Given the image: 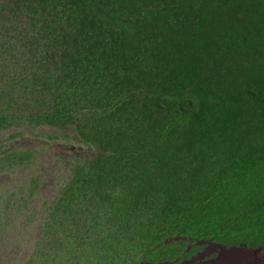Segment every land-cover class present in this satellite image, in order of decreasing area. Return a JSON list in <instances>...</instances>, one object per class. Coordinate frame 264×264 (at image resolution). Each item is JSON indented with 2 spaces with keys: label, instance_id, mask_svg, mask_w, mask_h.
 <instances>
[{
  "label": "trees",
  "instance_id": "16d2710c",
  "mask_svg": "<svg viewBox=\"0 0 264 264\" xmlns=\"http://www.w3.org/2000/svg\"><path fill=\"white\" fill-rule=\"evenodd\" d=\"M0 59L18 86L1 128L27 113L97 147L70 149L49 209L68 264L133 263L171 234L264 244V0H0Z\"/></svg>",
  "mask_w": 264,
  "mask_h": 264
},
{
  "label": "rangeland",
  "instance_id": "374dc122",
  "mask_svg": "<svg viewBox=\"0 0 264 264\" xmlns=\"http://www.w3.org/2000/svg\"><path fill=\"white\" fill-rule=\"evenodd\" d=\"M1 63L2 59L0 87L17 89L16 81L9 84L14 76L12 66L9 65L11 69L6 65L2 67ZM7 78L10 80L6 86L4 82ZM8 103H11L9 98L0 93V113H11L14 110ZM22 108L26 109L24 105ZM26 115L27 113L23 115L20 124L0 127V264H68L61 247V243L66 241L63 234L65 227L56 226L59 236L54 234L53 238L50 235L52 229L47 224L49 209L61 196L75 171L69 158L70 149L85 161L94 156L96 148L77 139L74 130H68V136L62 137L64 130L35 126L26 119ZM17 147L34 151L33 158L25 165L12 166L4 171L2 152ZM81 227L83 226H76L74 230L80 228L84 232V227ZM236 238L240 240L239 236ZM213 239L217 240L215 236ZM186 243L185 237H182V242L172 240L162 244V248L158 247L159 242L152 246L147 244L142 253L132 252L130 260L141 258V261L148 264H201L211 251L209 249L215 245L213 242H196L198 250L190 254L192 245L184 247ZM57 252L58 258H55ZM177 253L181 257H174ZM221 253L223 254L221 251L216 261L208 264H220L229 259L226 253L223 256ZM244 254L249 256L248 264H264V248H248ZM91 259V256L85 257V260L92 261ZM75 263L86 264L83 259Z\"/></svg>",
  "mask_w": 264,
  "mask_h": 264
},
{
  "label": "clouds",
  "instance_id": "9594fccd",
  "mask_svg": "<svg viewBox=\"0 0 264 264\" xmlns=\"http://www.w3.org/2000/svg\"><path fill=\"white\" fill-rule=\"evenodd\" d=\"M240 76H241V74L238 72L236 67H234L233 69H229L227 71L226 77L224 78V81H223L224 86L227 83H229L230 81H233V80L239 78ZM95 148H96V150H95L94 156L97 153V147H95ZM236 195L242 197L246 201V208L248 210L251 209L252 207L256 206L258 203H261L263 200L262 196H260V195L257 198H252V199H248L246 197V193L236 192ZM211 200H213V198ZM219 232L221 233V235L224 234V232L222 231V228H219ZM182 237H185V240L187 242L184 245V247L185 246L187 247L188 244L192 245V252L190 254H192L193 252L198 250V246H197L196 242H201V243L213 242L215 244L213 246V248L209 249L211 251L207 254V257L202 260L201 264H208L211 261L217 259L220 252L224 251V250L238 251L240 256H241L240 260L242 261V263H245V262L249 263V261H248L249 256L244 254V253H247L248 248H256V249L257 248H264V244H257V245L256 244H248V243H246L245 240H244V242L240 243L241 245L238 243H227V242H224L222 240H214L213 239L214 235H212V234H207L205 236H202L199 239H193L191 237H188V235L171 234V235H168L167 237H165V239L161 243H159V245H160L159 247L162 248V246H161L162 244H165L166 242L169 243L172 240H177V242H180L179 240H182ZM216 242H218L217 245H216ZM138 255H140V254H138ZM138 255H137V257H138ZM174 257H181V256H179L177 253V256H174ZM185 257H187V256H185ZM206 259H207V261H206ZM139 262H142L143 264H148V263H145L144 261H141V258H138L132 264H138ZM168 264H170V262ZM172 264H175V263H172Z\"/></svg>",
  "mask_w": 264,
  "mask_h": 264
},
{
  "label": "bare ground",
  "instance_id": "6f19581e",
  "mask_svg": "<svg viewBox=\"0 0 264 264\" xmlns=\"http://www.w3.org/2000/svg\"><path fill=\"white\" fill-rule=\"evenodd\" d=\"M223 252V254L225 255V253L227 254V256L229 257V259L228 258H226V259H228L227 261H225V262H221L220 264H248L247 262H245V263H242V261L240 260V254H239V252L238 251H234V250H224V251H222ZM222 254V253H221ZM223 254H222V256H223ZM221 256V257H222ZM225 257V256H224ZM217 260V259H216ZM215 260V261H216ZM219 261V260H218ZM211 264H213V263H211Z\"/></svg>",
  "mask_w": 264,
  "mask_h": 264
}]
</instances>
